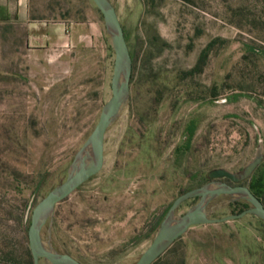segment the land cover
<instances>
[{
  "label": "rangeland",
  "instance_id": "rangeland-1",
  "mask_svg": "<svg viewBox=\"0 0 264 264\" xmlns=\"http://www.w3.org/2000/svg\"><path fill=\"white\" fill-rule=\"evenodd\" d=\"M131 56L101 169L46 215L44 245L82 264H134L174 199L239 172L264 176V0H109ZM76 40L61 56L0 27V264H29L33 205L67 175L110 97L113 49L91 0H60ZM64 9V8H63ZM246 185V181L243 182ZM264 203V192H263ZM198 201L183 199L181 216ZM250 204L227 194L209 217ZM264 264L253 214L188 228L158 264ZM39 264H51L44 258Z\"/></svg>",
  "mask_w": 264,
  "mask_h": 264
},
{
  "label": "water",
  "instance_id": "water-1",
  "mask_svg": "<svg viewBox=\"0 0 264 264\" xmlns=\"http://www.w3.org/2000/svg\"><path fill=\"white\" fill-rule=\"evenodd\" d=\"M91 1L102 16L113 49V64L109 80L111 94L102 106L94 127L71 163L64 180L41 197L31 209L26 235L32 264H39L40 258L46 259L51 264H82L68 253L57 252L44 245L40 236V227L57 202L101 169L105 130L116 117L129 92L131 56L119 18L109 0ZM261 158V153L257 152L239 172H232L223 167L213 168L207 172L209 179L226 178L234 183L233 185L211 182L178 195L171 203L151 241L134 264H151L174 240L193 225L219 223L248 213L264 222V205L243 183L260 163ZM218 194L243 198L250 205L237 213L209 217L205 207ZM189 196H198V201L181 216H175L176 206Z\"/></svg>",
  "mask_w": 264,
  "mask_h": 264
},
{
  "label": "crops",
  "instance_id": "crops-1",
  "mask_svg": "<svg viewBox=\"0 0 264 264\" xmlns=\"http://www.w3.org/2000/svg\"><path fill=\"white\" fill-rule=\"evenodd\" d=\"M66 15L60 0H0V27L19 31L26 49L46 55L61 56L76 40Z\"/></svg>",
  "mask_w": 264,
  "mask_h": 264
},
{
  "label": "trees",
  "instance_id": "trees-1",
  "mask_svg": "<svg viewBox=\"0 0 264 264\" xmlns=\"http://www.w3.org/2000/svg\"><path fill=\"white\" fill-rule=\"evenodd\" d=\"M245 181H246V185L249 188V190L251 191V193L253 195H255L257 198H259L260 201L262 202V204L264 205L263 200H262L263 192H264V176L254 175V171H253L251 173V175ZM176 240H174L171 243V245L168 246L151 264H158V260L171 250V246ZM182 262H183V260L181 259L179 261V264H182ZM29 264H32V261L31 262L29 261Z\"/></svg>",
  "mask_w": 264,
  "mask_h": 264
}]
</instances>
